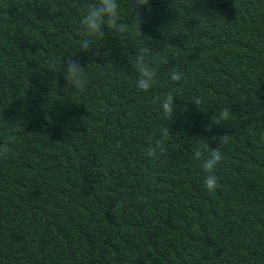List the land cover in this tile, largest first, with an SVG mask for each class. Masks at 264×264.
<instances>
[{
    "label": "trees",
    "instance_id": "obj_1",
    "mask_svg": "<svg viewBox=\"0 0 264 264\" xmlns=\"http://www.w3.org/2000/svg\"><path fill=\"white\" fill-rule=\"evenodd\" d=\"M94 2L0 0V142L14 137L0 158V264H264V0H149L139 35L134 0H117L126 33L104 25L85 53ZM142 47L157 72L147 93L130 63ZM70 55L82 93L64 79ZM225 106L231 118L213 124ZM166 127L152 160L148 139ZM224 134L209 192L193 149Z\"/></svg>",
    "mask_w": 264,
    "mask_h": 264
},
{
    "label": "clouds",
    "instance_id": "obj_2",
    "mask_svg": "<svg viewBox=\"0 0 264 264\" xmlns=\"http://www.w3.org/2000/svg\"><path fill=\"white\" fill-rule=\"evenodd\" d=\"M149 0H134L132 5L133 16L132 21L138 29L137 34L140 32V25L143 23V17L139 9L142 7H148ZM106 25L108 29L124 35L127 31L125 23L120 22L119 5L117 0H96L94 3H90L86 6V14L81 20V26L83 28V37L79 44L80 51L85 53H93V40L89 37H103L105 35L104 28ZM96 54V53H94ZM150 50L147 47L139 48L136 51L134 57L130 58V63L134 67V70L138 74L135 81L136 87L142 92H149L156 82L157 72L156 69L151 65L149 60ZM167 63V60L163 61ZM62 72L67 86L73 87L80 90L82 93L86 85V70L77 60L73 59L72 56L62 62ZM170 78L174 82H180L183 79V73L176 68H173L170 72ZM174 94L169 93L159 99V108L163 113V116L167 120H172L175 104ZM196 105L201 104L200 97H193L190 99ZM231 118V109L227 106L222 107L217 115L211 117V121L215 125H220ZM18 122L20 120H17ZM206 131H211V125L207 126ZM169 134V129L166 127L161 132L160 139L149 138L147 146L145 148V154L147 157L155 160L158 155H162L164 152V139ZM213 140L217 137L213 136ZM231 139V135L224 134L218 137V146L212 148L205 141L202 146H197L193 149L192 158L196 161H201L202 169L207 173L204 177L205 188L212 192L219 187L218 178L213 174L216 167L222 163L225 159L223 152L221 151L222 145H227ZM14 140V137L8 136L3 142H0V158L7 157L10 148L9 144ZM261 142H264V135L261 137ZM205 153H207L205 155Z\"/></svg>",
    "mask_w": 264,
    "mask_h": 264
}]
</instances>
